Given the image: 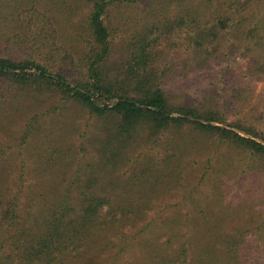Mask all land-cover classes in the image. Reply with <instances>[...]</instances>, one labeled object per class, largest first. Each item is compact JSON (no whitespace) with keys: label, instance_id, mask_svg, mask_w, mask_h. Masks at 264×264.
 Wrapping results in <instances>:
<instances>
[{"label":"trees","instance_id":"1","mask_svg":"<svg viewBox=\"0 0 264 264\" xmlns=\"http://www.w3.org/2000/svg\"><path fill=\"white\" fill-rule=\"evenodd\" d=\"M143 2L188 58L158 61ZM234 55L263 76L264 0H0V264H264V132L185 97Z\"/></svg>","mask_w":264,"mask_h":264},{"label":"rangeland","instance_id":"2","mask_svg":"<svg viewBox=\"0 0 264 264\" xmlns=\"http://www.w3.org/2000/svg\"><path fill=\"white\" fill-rule=\"evenodd\" d=\"M162 6L163 5L159 4V2L155 4L143 2L142 5L135 8V17H137L138 21L142 20L140 24L144 25L146 19L149 20L152 17L151 11H154L155 15H158L157 19H160L163 28V33L157 41L158 61L184 60L189 57L190 53L185 46V32L181 31V28L174 22V13L178 10V6L172 4L170 5L171 13L161 14L160 11L162 10ZM87 8L88 6L82 9L81 14L85 13ZM74 21L79 22V17H76ZM122 37V33L115 35L116 41H119ZM113 53V59L118 61L122 57L121 54L123 51L120 46H117ZM76 54L77 57H79L77 59L78 61L81 58L80 55L83 54V46L78 47ZM229 60L230 61L223 66V68H225L228 65V70L224 77L221 76L218 78L219 72L208 74L205 79L193 76V81L190 86L191 90L185 94V97L193 100L198 99V96L202 95L204 88L208 86L210 89L219 92L218 95H220L221 98H218L217 102L214 103L221 106L225 111L228 122L241 121L245 125H253L264 132V74L263 76L256 75L248 84L240 86L241 82L239 80L241 79L242 73L245 71L248 72V69L254 61H250L249 58L239 57L238 55L232 56ZM177 90L179 91L180 89L178 88ZM12 117L15 120V128L22 125L27 118V116L22 117L17 114L15 117ZM84 121L85 118L79 110L71 114L70 122L75 124V128H83ZM14 127L11 126V128ZM9 139L10 137L3 133L2 141ZM209 144H211V142L207 139H201L200 144H198V150H200V152H198L200 153L199 157L203 158V160L206 159L209 154ZM190 149L189 153H192L193 148ZM203 149L205 150L203 151ZM139 150L145 154L147 153L145 146H141ZM175 197L176 196H169L166 199L167 204L176 203Z\"/></svg>","mask_w":264,"mask_h":264}]
</instances>
